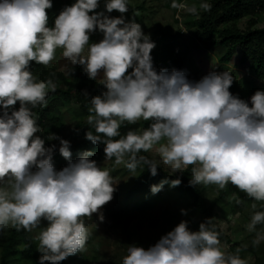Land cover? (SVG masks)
I'll return each instance as SVG.
<instances>
[{"label":"clouds","instance_id":"obj_1","mask_svg":"<svg viewBox=\"0 0 264 264\" xmlns=\"http://www.w3.org/2000/svg\"><path fill=\"white\" fill-rule=\"evenodd\" d=\"M52 7V0H0V232L9 227L31 232L46 220L37 236L38 264H60L84 251L90 235L84 218L96 213L103 221L100 210L116 190L109 171L89 159L91 151L73 161L70 142L50 134L47 140H59V153L68 161L57 171L56 145L45 147L36 135L41 128L33 109L46 107L58 85L38 82L30 64L48 66L58 49L73 66H84L90 79L102 74L106 91L90 98L87 117L96 134L87 131L85 138L105 145L106 160L130 172L143 164L156 176L158 163L138 155L155 150L174 173L193 166L190 186L231 184L264 205V90L246 101L230 92L235 79L229 71H211L199 81L182 70L157 71L151 55L156 43L124 15L129 0H104L106 12L115 10L118 17L95 11L100 0H75L50 27ZM172 7L198 14L212 5L202 2L198 9L173 0ZM97 30L103 39L90 43ZM140 120L151 123L141 133L121 136L122 125ZM167 182L152 185L151 192ZM180 183L177 178L170 186ZM208 224L192 231L181 221L147 249L129 245L123 264H246L222 250ZM247 228L255 232L254 246L264 242V211L255 212Z\"/></svg>","mask_w":264,"mask_h":264},{"label":"trees","instance_id":"obj_2","mask_svg":"<svg viewBox=\"0 0 264 264\" xmlns=\"http://www.w3.org/2000/svg\"><path fill=\"white\" fill-rule=\"evenodd\" d=\"M185 0H176V3H183ZM205 2L212 5L210 11L199 10L195 14L192 21L193 36L195 41L194 54L200 63L206 65L209 63L212 52L215 53L217 59V72L229 71L232 73L233 69H244L254 72L256 78L264 81V27L259 26L257 16L264 12V0H205ZM53 7L48 9L49 26H54L55 18L66 7L75 3V0H52ZM173 0H166L165 5L174 10L178 8L172 7ZM144 3L139 6L129 8L125 13L128 20L134 19L141 24L143 31L147 28L144 24L142 14L138 12L143 11ZM101 11H105L106 15L111 17H118L121 14L115 10L112 13H107L104 8V1ZM99 31V30H98ZM156 43V47L152 50L154 67L159 71L160 69H172L184 71V60L180 53L173 47L171 43H162L160 39H152ZM204 66V65H203ZM243 70V71H244ZM30 71L36 80L47 81L49 79L57 83L58 87L55 92H49L47 97L48 104L46 107L37 106L33 111L38 116V124L41 128L40 135L45 139V147L55 144L53 141H48L47 137L58 131V127L62 124V107L69 103L78 107L82 113V118L76 125V133L79 141L70 145V151L77 155L75 161L80 154L91 151L92 156L90 160H94L99 167L105 161V153L103 143L96 145L85 138L87 131L95 133V127L87 123V117L91 114L89 108L91 107V97L101 95L106 88L102 84V80L90 79L84 66L70 67L67 74L64 71L56 68H48L42 64L32 62L30 64ZM131 71V69L129 70ZM72 78V87H64L63 82L67 78ZM249 83V80L239 78L234 81L230 87V92L238 95V91L242 92L241 99L250 100V97L257 90H264L262 87L256 89L247 88L246 91L240 89L246 88L244 84ZM88 94V96L85 95ZM19 102L14 106L19 109ZM2 111V110H0ZM151 121L140 120L136 124H125L120 129L121 136L127 134L129 130L141 133L142 129L148 128ZM116 137L114 139H119ZM56 145V144H55ZM138 155H144L151 160L158 163V174L152 176L146 165H139L136 169V176L129 187V199L122 201L117 213L113 211L112 207L107 203L102 207L103 214H118L130 215L133 213L145 214L155 208L158 200H161V195L165 191L185 192L189 196V206L191 210L197 211L201 217L202 222L209 220V228L218 233L220 244L225 247L227 254H238L241 259L253 258L251 264H264V244L254 246L253 243L249 247L242 246L234 237L233 234L222 227L219 220H217L218 213L216 205L220 201L227 200L231 204V209L237 211L238 204L242 200L250 199L245 193L241 192L234 185H227L221 189L217 185H210L212 190H217L219 193L217 197L212 199L211 204H208L202 188L190 186L192 165L181 170L182 173H173L165 169L163 164L158 162L151 156L150 152H141ZM127 159V157H126ZM114 161V159H113ZM52 163L57 171L62 170L67 166L68 161L61 156L59 148L56 146ZM124 168L128 170L125 165ZM179 178L181 183L176 186H170L171 181ZM161 181H168L164 184L161 191L153 194L151 186L160 184ZM163 198V197H162ZM166 197H164L165 199ZM239 201V203H237ZM116 208V207H115ZM262 209V210H261ZM257 209V211H264V207ZM88 217H85V225L87 226ZM43 223L38 228L31 232L19 230L9 227L5 233L0 232V264H8V258L11 255L18 257L16 264H38L41 253L37 250L39 241L37 236L42 228L46 227L48 222L42 220ZM200 223V224H201ZM261 228L260 225L257 226ZM89 239L87 245L95 247L101 246L102 242L96 241V237L92 232H89ZM126 247V245H125ZM124 259V258H123ZM78 261V264H103L101 263V256L99 254H87L86 252H77L75 255L67 257L60 264H72L71 262ZM106 264H114L113 261ZM123 264V260L120 262Z\"/></svg>","mask_w":264,"mask_h":264},{"label":"rangeland","instance_id":"obj_3","mask_svg":"<svg viewBox=\"0 0 264 264\" xmlns=\"http://www.w3.org/2000/svg\"><path fill=\"white\" fill-rule=\"evenodd\" d=\"M103 1L104 0H100V7L95 11H101ZM165 2L166 0H129V8L144 3V10L138 12L139 14L143 13L142 18L147 27L144 32L150 34L151 39L158 38L162 43H171L173 45L177 52L183 57L184 71L188 79L199 81L209 72L217 71V59L215 58L214 52H212L213 56H211L209 63L207 65L206 63L203 64L204 66L196 59V55L193 52L195 39L191 24L195 18V14H190L181 9L175 12L169 9L165 5ZM202 2H205V0H185L183 4H187L188 6L195 5L199 9V5ZM257 19L259 21V26L264 27V12L258 15ZM102 39L103 33L97 30L90 35L89 42L98 43ZM76 66L82 65L77 64L73 66L70 61L63 57L62 50L58 49L55 59L45 67L56 68L67 74L70 67ZM243 70L244 69L236 68L232 71V75L235 79L234 81L244 77L249 80V83L244 84L246 88L243 90L238 88L239 90L246 91L248 87L251 89H256L258 87L264 88V81L256 78L253 71L250 69ZM97 78L102 80V74ZM63 85L64 87H72V78L68 76L67 80L63 82ZM241 95L242 92L238 91L239 98ZM60 113L63 118L62 124L58 127V131L52 134H56L68 140L70 145L77 143L79 137L75 129L77 123H79L83 116L82 113L76 105H70L69 103L62 107ZM143 130L144 129H142V131ZM53 142L59 148V140H53ZM150 154L158 162L163 164L166 170L172 172L171 167L162 162L155 150L150 151ZM76 156L77 155L73 154V159H75ZM99 167L109 171L116 183L113 199L108 202L113 211L116 212L121 202L130 198L128 196L129 187L133 183L137 173L136 171L130 172L126 170L124 164H116L115 160H106ZM211 186L198 185V187L202 188L208 204H211L212 199L217 197L219 193L217 190H212ZM164 197L166 198L164 199ZM189 201V196L185 192L165 191L161 195V200L157 201L155 208L145 214H103L101 209L100 211L104 217L103 221L99 219V214L94 213L93 216L88 219L86 227L89 232L94 234L96 241L100 240L102 244L99 247L88 245L82 252H86L87 254H99L101 256V263L103 264L110 261H113L114 264H120L127 255L129 245L135 244L138 247L147 249L157 243L162 236L173 230L181 221H187L190 230L198 231L203 216L201 217L197 211L190 209ZM253 204L256 205L255 208H253ZM262 207H264V205H262L261 202L254 201L250 198L242 200L241 203L238 204L239 209L237 211L231 209V204H229L227 200L220 201L215 208L218 213L217 220L220 221L222 227L232 233L233 237L242 246L247 248L252 245L255 239V232H249L247 225L251 222V218L253 214L257 212V209H261ZM181 209L186 210L187 214H182ZM42 223L43 221H41V224ZM7 229L2 232L5 233ZM257 230L260 229L257 227ZM262 244H264V242H261L260 245ZM221 248L226 253L223 245H221ZM17 259V256L11 255L8 258V264H16L18 261ZM245 261L246 264H251L253 263V258H247ZM71 263L78 264V261Z\"/></svg>","mask_w":264,"mask_h":264}]
</instances>
